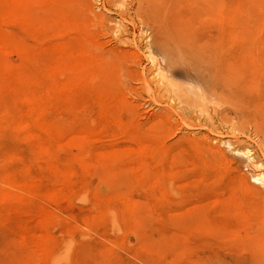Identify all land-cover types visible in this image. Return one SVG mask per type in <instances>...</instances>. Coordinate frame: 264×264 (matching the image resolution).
Returning <instances> with one entry per match:
<instances>
[{
  "label": "rangeland",
  "instance_id": "374dc122",
  "mask_svg": "<svg viewBox=\"0 0 264 264\" xmlns=\"http://www.w3.org/2000/svg\"><path fill=\"white\" fill-rule=\"evenodd\" d=\"M0 264H264V0H0Z\"/></svg>",
  "mask_w": 264,
  "mask_h": 264
},
{
  "label": "bare ground",
  "instance_id": "6f19581e",
  "mask_svg": "<svg viewBox=\"0 0 264 264\" xmlns=\"http://www.w3.org/2000/svg\"><path fill=\"white\" fill-rule=\"evenodd\" d=\"M207 2L211 3V0H207ZM171 62H173V64L175 63V61L171 60ZM207 72V77L209 76V74H211L210 69H204L201 71L202 75L200 74V78L203 80V82H205L207 80V78L204 76V73ZM207 82V81H206ZM206 94H208V96L213 97L215 95V90L213 88H210L209 90H207ZM205 96V94H204ZM216 96V95H215ZM199 97V96H198ZM202 106V105H201ZM180 112H183L185 109L178 107L177 108Z\"/></svg>",
  "mask_w": 264,
  "mask_h": 264
}]
</instances>
